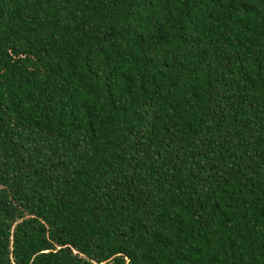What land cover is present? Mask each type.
<instances>
[{
    "label": "trees",
    "instance_id": "16d2710c",
    "mask_svg": "<svg viewBox=\"0 0 264 264\" xmlns=\"http://www.w3.org/2000/svg\"><path fill=\"white\" fill-rule=\"evenodd\" d=\"M0 264H264V0H0Z\"/></svg>",
    "mask_w": 264,
    "mask_h": 264
}]
</instances>
